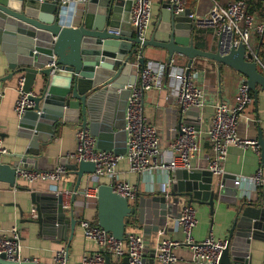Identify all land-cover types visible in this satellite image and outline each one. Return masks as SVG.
<instances>
[{"label": "water", "instance_id": "1", "mask_svg": "<svg viewBox=\"0 0 264 264\" xmlns=\"http://www.w3.org/2000/svg\"><path fill=\"white\" fill-rule=\"evenodd\" d=\"M131 5L132 0H90L80 14L73 4L0 0V44L13 74L25 78L24 90L31 92L29 100L34 103L18 120L19 135L29 143L13 164L0 162V181L15 187L19 165L53 169L55 164L48 163L49 158L42 149L50 147L58 127L68 123L89 126L100 149L124 155L127 145L125 109L130 93L126 85L136 82V75L132 74L136 63L132 60L136 58L145 66L143 55L150 47L166 50L168 62L181 57L189 67L197 57L218 61L245 75L251 90L256 91L258 84L264 90V74L245 44L227 55H222L218 49L212 52L198 48L194 43L196 24L190 17L192 11L188 9L176 16L166 3L153 24L152 34L143 39L129 21ZM255 54L258 56L257 51ZM100 89L105 95L108 93L107 102L97 99L102 95ZM199 113V108L173 109L168 127L179 135L185 126L198 130L199 126L193 122ZM258 141L264 165L262 133ZM61 164L77 176L75 192L85 176L96 169L92 161L67 163L61 160ZM237 177L217 175L208 167L175 170L171 172L166 190L135 201L114 192L109 183L99 184L98 225L119 240H125L130 232L153 234L157 244L159 232L179 217L186 203L205 204L212 212L217 202L226 203L227 208H233V217L220 264H252L253 256L264 248V171L263 181L249 193H243L236 186ZM30 195L38 216L29 221L45 233L68 239L67 226L71 224L73 229L77 220L67 218L64 195L37 190L30 191ZM75 200L74 193L72 205ZM146 248L148 252V242ZM155 262L160 264L156 253L148 263ZM0 264L37 263L33 259L13 262L1 254ZM103 264H116V260L109 255ZM120 264H129L128 257ZM144 264H147L145 258Z\"/></svg>", "mask_w": 264, "mask_h": 264}, {"label": "built area", "instance_id": "2", "mask_svg": "<svg viewBox=\"0 0 264 264\" xmlns=\"http://www.w3.org/2000/svg\"><path fill=\"white\" fill-rule=\"evenodd\" d=\"M46 0H40L44 2ZM60 6L73 4L76 13L82 14L90 0H50ZM189 0H165L169 9L174 15L184 14L188 9ZM211 9L206 15L195 11L190 14L194 24L211 28L213 38L217 42L218 50L222 55L229 54L234 48H238L242 43L246 45L248 52L255 55L258 63L261 60L256 56L252 39V30L264 37V22L258 21L256 15L247 12V4L243 0H234L227 4H222L218 0H211ZM129 21L131 25L138 29L140 36L147 37L154 17L153 0H132ZM262 64V63H261ZM263 68L264 65L262 64ZM167 74L175 80V97L184 111L189 109H201L205 107L206 99L204 90L196 84L198 70L193 66H185L174 59L168 63L141 66L135 64V83L126 85L130 90L125 109L126 137L127 145L124 155L117 154L111 150H103L98 147V139L92 134L89 126H80L76 133L77 149L67 155L68 159L76 161H92L96 165L95 172L89 174L91 182L89 188L83 193L89 196H97V187L102 178H109L114 192L129 200L137 198V189L128 180H121L117 174L118 163L127 159L129 170L138 174L144 172H164L171 175L172 171L192 168L191 161L198 156L200 151V131L193 126L183 127L179 137L170 143L171 156L166 158L162 155L160 147V136L155 126L148 123L145 117V93L152 89H162L164 87V76ZM25 78L19 77L17 80V90L19 97L16 100L15 111L21 118L28 109L34 106L29 100L30 93H26ZM4 93L0 92V101ZM239 101L235 106L219 102L214 108V118L211 126L207 130V135L211 143L215 157L209 162L208 169L215 174H222V164L228 157L231 146H240L244 149H251L260 154L258 139L244 138L238 134V126L241 121L242 112L247 106L253 103L251 89L248 82L243 83L239 88ZM9 154L2 135V122L0 119V162L2 158ZM264 165L258 168L257 173L251 177L239 176L236 186H239L243 193L250 191L243 187V182H249L252 188L263 181L262 174ZM69 169L65 164H59L53 169H40L38 167H26L19 165L16 168V177L23 178L29 184L37 180L61 181ZM114 181V182H113ZM72 189H68L61 194L70 196ZM181 213L176 222L185 234V241L180 242L167 236V230L159 232L156 244V258L160 264H178L181 259L176 254V249L184 243L192 249V259L189 264H220L221 255L226 248V240L217 239L213 232L197 242L194 240L193 231L198 225V210L192 203L182 206ZM33 217L38 214L36 209L32 210ZM80 228L87 240H94L101 251L84 256L81 264H103L106 256L117 258L128 257L129 264H144L147 242L141 233L130 232L125 240H119L112 232H107L98 224L88 221L85 218L80 220ZM22 233L16 225L9 229L0 227V255L5 254L7 259L13 262H22L20 258L22 248ZM69 251L66 247L56 250L53 264H68ZM29 260H23L28 262Z\"/></svg>", "mask_w": 264, "mask_h": 264}, {"label": "crops", "instance_id": "3", "mask_svg": "<svg viewBox=\"0 0 264 264\" xmlns=\"http://www.w3.org/2000/svg\"><path fill=\"white\" fill-rule=\"evenodd\" d=\"M164 1L153 0L154 17L147 37H150L155 28L153 24L161 13ZM188 6L192 12L197 11L199 14L206 15L212 5L211 0H189ZM194 34L196 36L194 43L198 48L212 52L218 49L211 28L195 25ZM251 41L254 51H257L258 57L264 65V37L254 32ZM143 56L146 62L145 66L155 65L159 67L161 64L168 63V52L161 48L150 47ZM132 61L139 63L136 58ZM177 62L185 66L188 65V62L181 60V57L177 58ZM261 63H258V68L264 74V68ZM139 64L141 65V63ZM192 66L198 70L196 84L204 90V98L207 105L200 109L198 118L193 122L199 126L198 131H200L201 136L199 140L200 151L198 156L192 159L191 165L192 168H205L208 167L209 162L215 157L207 135V130L214 118V108L219 102L235 106L239 101V88L243 83L248 82V78L227 65L207 58L197 57ZM13 71L0 44V92L4 93L0 101V119L2 122V135L9 150V154L2 158V162L9 164H13L18 160L17 155L21 154L29 143V140L19 135V117L15 111V102L19 97L16 85L19 75L13 74ZM133 73L135 74V70ZM132 74L130 75L131 78ZM123 78L128 80V77ZM164 80L162 89H152L145 93L144 113L148 123L155 126L158 131L162 155L169 158L172 155L170 143L179 137V133L169 129L168 122L170 121L171 111L178 109L180 104L175 97V80H172L167 74H165ZM256 88V91L251 90V96L254 98L253 103L242 112L238 126V134L249 139H259L260 133L264 137V90L260 84ZM101 94V96H97V99L99 101L104 99L107 102L109 99L108 93L105 95L102 91ZM80 126H82L81 123H68L58 127L50 147L42 149L44 155L49 158L48 163H54L56 167L61 164V160H65L67 163L78 162L72 158L68 159L67 155L77 149L75 133ZM228 153L226 161L222 164V174L234 177H251L257 173L258 168L262 165L261 153L258 154L251 149H244L236 145L231 146ZM117 174H119L121 180H128L136 186L138 192L136 199L150 193L163 192L168 188V181L170 180L169 174L164 172L152 171L141 174L131 172L126 158L118 163ZM77 180V176L69 171L59 182L37 180L33 184H29L25 179L17 177L16 185L12 187L6 181H0V227L4 229H9L16 225L19 227L22 233V248L20 251L22 262L23 260L33 259L37 264H53L56 250L66 247L69 251L68 264H81L84 256L101 251L94 240H87L84 237L79 223L82 218H85L98 224V194L96 197H87L83 193L91 184L89 176H85L79 190L75 192ZM111 182L112 180L109 178H102L100 184H110ZM243 187L245 189L248 188L249 191L253 189L249 182H243ZM70 188L72 189L71 195L67 196L64 194L67 207L66 213L68 219L75 217L77 223L73 229L71 224L67 226L68 239H60L58 235L45 233L40 230L37 224H32L29 221L33 217L32 210L35 209V204L31 202L30 191L63 193ZM74 193L76 194V200L74 205H72L71 198ZM194 206L198 210V225L193 231L194 240L201 242L210 232H213L217 239L226 240L233 217V208L231 206L227 208L226 203L222 202L216 203L213 212L205 204H194ZM164 229L167 230L168 237L180 242L185 241V234L178 226L176 219ZM141 234L147 240L148 248H150L145 255L146 262L149 264L148 262L156 253V244L154 242L156 239L153 234ZM176 254L181 259L178 264H189L193 255L191 247L186 243L176 249ZM263 255L264 248L261 253L257 252L253 256L252 264H262ZM113 258L116 260V264H120L123 260V258Z\"/></svg>", "mask_w": 264, "mask_h": 264}, {"label": "trees", "instance_id": "4", "mask_svg": "<svg viewBox=\"0 0 264 264\" xmlns=\"http://www.w3.org/2000/svg\"><path fill=\"white\" fill-rule=\"evenodd\" d=\"M222 4H227L234 0H218ZM247 4V12L256 15L258 21L264 22V0H243Z\"/></svg>", "mask_w": 264, "mask_h": 264}, {"label": "rangeland", "instance_id": "5", "mask_svg": "<svg viewBox=\"0 0 264 264\" xmlns=\"http://www.w3.org/2000/svg\"><path fill=\"white\" fill-rule=\"evenodd\" d=\"M252 33H254V31L252 30Z\"/></svg>", "mask_w": 264, "mask_h": 264}]
</instances>
